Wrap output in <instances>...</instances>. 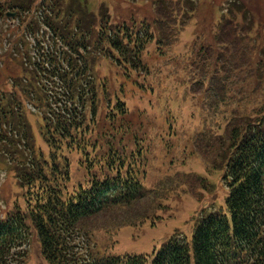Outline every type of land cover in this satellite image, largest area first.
Segmentation results:
<instances>
[{
    "label": "trees",
    "instance_id": "1",
    "mask_svg": "<svg viewBox=\"0 0 264 264\" xmlns=\"http://www.w3.org/2000/svg\"><path fill=\"white\" fill-rule=\"evenodd\" d=\"M11 2L20 6L23 16L33 8L25 4L27 0ZM39 2L31 23L42 26L49 36L43 34L37 41L21 75L8 78L21 99L12 91L0 97V154L14 172L25 206L21 209L15 203L0 217V264H28L32 237L46 264H264V103L250 100L249 94L251 78L264 71L244 66V59H249L240 47L230 50V45L243 42L236 35L237 26L227 24L234 33L227 40L234 43L227 46L218 38L232 36L226 32L227 22L237 18L244 25L243 6L232 5L228 18L214 26L217 33L211 39L220 49L205 44L196 32L195 41L182 46L186 50L180 57L172 56L170 66L176 67L175 62L177 68L182 66L186 96L197 106V115L205 116L197 120H203L205 129L190 137L181 128L179 134L175 117L167 115V131L161 132L167 150L178 145L174 146V133L175 140L182 137L183 150L190 144L204 151L209 169L222 171L227 195L218 208L199 212L187 237L172 236L147 256L100 253L103 247L98 248L90 227L98 215L150 193L137 175L144 138L136 132L128 136L131 122L118 121L127 112L121 99L113 108L109 100L104 102L105 109L115 110L113 115L100 111V78L95 74L98 60L104 59L130 70L123 76L127 80L142 68V52L156 38L143 22L114 24L108 7L98 6L95 13L87 7L88 0ZM172 12L177 11L172 8L161 15L167 26ZM170 32L166 27L160 34ZM133 85L134 94L145 89L140 81ZM28 114L36 116L35 125ZM125 136L134 144L132 154L125 152ZM75 168L83 170L77 180Z\"/></svg>",
    "mask_w": 264,
    "mask_h": 264
},
{
    "label": "rangeland",
    "instance_id": "2",
    "mask_svg": "<svg viewBox=\"0 0 264 264\" xmlns=\"http://www.w3.org/2000/svg\"><path fill=\"white\" fill-rule=\"evenodd\" d=\"M20 1L26 2V0ZM33 1L35 3H31ZM39 1L27 0L25 4H30L32 7L40 3ZM68 1L64 0V3ZM159 1L88 0L87 2V7L95 13H97L98 6L108 7L111 21H114V24H129L130 20L136 21L139 25L144 22L151 31L152 37L156 38L155 43L146 44L142 52V68L131 72L127 80L123 76L130 70L125 71L116 64L112 65V62L108 60H98L99 66L96 68L95 75L100 80L104 78V81L99 80L97 83L99 84L100 111L106 112L105 115L107 113L109 116L113 115L115 110L105 109L104 102L109 100L111 108L115 102L119 101L117 98L124 102L127 112L119 116L118 121L131 122V131L128 136H133L136 132L144 138L141 145L145 147L142 152L143 160L141 164H138L137 175L150 192L144 199L131 205L107 210L90 223L98 248L103 247L100 253L151 254L171 236H188L202 208L204 206L211 209L217 208L227 194L221 182L222 171L209 169L207 161L210 162V160L202 157L204 151L199 148L193 149L190 144L186 150H183L182 137L178 135L179 140H175L174 133V146L175 142H178L176 148L167 150L162 144L165 138L162 137L161 132L162 130L167 131L165 118L167 115L175 117V125L179 134L182 133L181 128H184L185 134L190 137L205 129L200 124L203 120L197 121L199 117L204 118L205 116L197 115V106L194 102L191 103L186 96L185 88L188 89V82L184 83L186 77L181 71L182 66L177 68L176 62V67L170 66V64L173 65L175 59L172 56L180 57V53L186 50H181L182 46L194 42L196 32L201 35L205 44H212L211 36L217 33L214 26L219 27L218 23H222V18L225 17L224 20L228 18L227 10L238 3L245 9V12H241H244V25L239 24L237 18L236 22H227L226 32L232 36L226 37L221 34L218 38L225 40L227 46L234 43L227 40L234 34L229 31L227 24L237 26L236 35L242 37L243 42L241 46L239 44L230 45V50L233 51L240 47L244 56L250 60L244 59V66L248 64L252 71L256 68L264 71V0ZM0 3H7V6L16 5L11 4V0H0ZM182 5H185V8L181 7ZM172 8L177 12L170 14V23L167 26L161 15L163 12L168 13ZM190 8H192L191 11ZM31 14L22 18L18 16L13 26L9 25L11 20L6 17L0 18V91L15 92L19 100L21 97L16 92L17 89L14 90L11 87V81L8 78L21 75L23 69L27 68L29 58L33 57L37 41L43 40V34L46 38L49 36V32H46L42 26L31 23ZM155 17L158 22L154 25ZM166 27H169L171 32L162 36L160 33ZM213 45L217 49L222 47L218 43L216 45L213 43ZM156 47H161V51ZM240 52H237V56ZM6 55L9 60L4 62ZM2 63L3 68H1ZM145 74L149 75L143 78ZM134 81L142 82L145 89L134 94L133 91L137 90L133 85ZM249 87L250 100L254 98L255 102L263 104L264 95L258 96L264 93V74L258 73V78L257 76L251 78ZM27 107L32 112L36 111L30 103H27ZM221 113L220 111L219 117ZM28 120L32 126L36 124L37 118L28 114ZM101 122L104 123L103 120ZM125 138L122 140L127 148L125 152L132 154L134 144L131 138L128 140ZM40 141L37 140V145L46 153L47 148ZM191 148L192 151H190ZM192 152L194 154H191ZM185 153L189 154L185 155ZM137 155H139L138 151L133 159H136ZM81 172L83 173V170L75 168V180L80 177ZM13 173L11 166L0 154V217L11 211L15 203L21 209L25 207L21 198L22 191L17 186ZM27 253L28 264H46L35 237L30 238Z\"/></svg>",
    "mask_w": 264,
    "mask_h": 264
},
{
    "label": "water",
    "instance_id": "3",
    "mask_svg": "<svg viewBox=\"0 0 264 264\" xmlns=\"http://www.w3.org/2000/svg\"><path fill=\"white\" fill-rule=\"evenodd\" d=\"M0 14H1V12H0ZM7 15L9 16V13H7Z\"/></svg>",
    "mask_w": 264,
    "mask_h": 264
}]
</instances>
